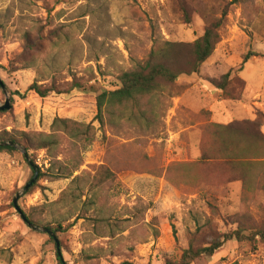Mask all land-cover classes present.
I'll return each instance as SVG.
<instances>
[{
	"label": "rangeland",
	"instance_id": "374dc122",
	"mask_svg": "<svg viewBox=\"0 0 264 264\" xmlns=\"http://www.w3.org/2000/svg\"><path fill=\"white\" fill-rule=\"evenodd\" d=\"M219 21L199 74L159 81L152 94L110 106L100 123L96 93L119 88L122 73L148 62L177 56L174 66L188 69L191 49L167 59L166 43L190 47ZM248 53L259 56L241 66ZM227 73L228 98L213 85ZM74 78L81 88L68 95L27 93L34 83L67 91ZM0 82V107L10 99L0 140L55 142L30 151L44 177L18 206L37 227H64L57 239L66 264L178 262L240 227L264 228L263 160L225 156L222 141L239 147L251 138L217 128L252 120L264 134V0H0ZM56 120L80 136L53 127ZM77 147L83 164L75 171ZM100 166L114 180L103 188ZM32 176L20 151H0V264H58L50 236L12 207ZM138 201L150 209L130 236L124 229ZM194 264H264V243L230 242Z\"/></svg>",
	"mask_w": 264,
	"mask_h": 264
},
{
	"label": "trees",
	"instance_id": "16d2710c",
	"mask_svg": "<svg viewBox=\"0 0 264 264\" xmlns=\"http://www.w3.org/2000/svg\"><path fill=\"white\" fill-rule=\"evenodd\" d=\"M227 14L224 13L222 18H226ZM222 26L221 21L212 24L209 26L204 35L199 38L192 46H185L182 44H171L166 43L165 49H163V55L167 57V59L171 56L180 55L184 49H191L193 55V63L188 65V69H184L182 67H175L174 62L177 60V56L169 58L167 63L160 61L148 62L146 65H139V67L134 71H127L120 75L119 83L120 86L117 89L111 91H104L102 93H96V102L98 109V120L100 123H103L102 113L108 109L110 106L116 105H124L136 101L138 98L147 96L152 94L157 90L159 86V81H164L166 83L175 84L179 78L183 75H193L199 74L202 66L211 58L213 55L216 46L219 40L218 31ZM259 55L256 53H248L242 61V65L247 64L252 58L258 57ZM173 62V63H172ZM231 73H227L222 78V81L217 84H213L215 88L220 91L226 98L229 97L227 89L231 84ZM81 87L78 85L76 79L74 78L71 84L70 89L67 91H63L56 86L43 87L42 85H38L34 83L29 87L27 93L33 92L41 99H48L52 96H64L70 94L72 91L78 90ZM19 97H24L20 92L14 93ZM71 122L67 120H56L53 127H62L65 132H75L77 136H80V129L78 127H70ZM263 125L257 123L256 121L246 120L239 124L220 126L217 128L220 130H231L238 129V135L245 138H251L247 140L243 146L235 147L231 144H228L226 141H222V153L229 158H238L242 160H257L261 159L264 163V134L261 131ZM33 136V137H32ZM26 136L24 141L26 145L23 148L26 149L27 153L30 154L31 150H44L48 149L50 146L54 145V141H48L40 135H32ZM15 143L17 142L13 138H2L0 140V144L2 143ZM16 149L10 146L0 147V151H8L14 152ZM73 156L71 158V162L74 164L75 171L80 168L83 164V160L81 158V148H73L72 149ZM30 156V155H29ZM260 165H264V164ZM99 180L97 183L98 188H103L108 185H111L113 180V175L109 172L108 169H105L103 166L99 168ZM34 177V172L33 176ZM44 177V174L39 170V177L41 179ZM78 178V177H77ZM76 178V179H77ZM75 179V180H76ZM35 185V184H34ZM34 185L28 190L25 195H28ZM64 197V194H63ZM14 207V205H12ZM102 209L107 208V203L101 205ZM109 208V207H108ZM150 209V204L143 203L142 201H138L133 207L131 211V218L128 219V222H131V225L127 226L124 230H130V236L134 235L136 230L140 227L139 222L147 211ZM23 214L26 216L27 220L36 225V223L31 219L30 216H27L24 212ZM119 221L118 218H115ZM112 227V226H111ZM114 227V226H113ZM50 230L55 236L57 234L63 233L65 231L64 227L61 224H58L55 229L52 230L51 227H45ZM113 230V228H111ZM106 237V236H104ZM143 238V237H142ZM51 241L55 243V241L50 237ZM264 243V228L262 229H245L238 228L222 236L218 237L214 240L210 245L203 248H188L185 250L181 256V259L178 262H172L170 260H166L164 264H194L195 262L202 259H211L217 253H219L228 243L230 242H246L250 245H253L255 242ZM56 247V244H55ZM56 258L58 264H62L56 248ZM122 264H133L130 262H123Z\"/></svg>",
	"mask_w": 264,
	"mask_h": 264
},
{
	"label": "water",
	"instance_id": "95a60500",
	"mask_svg": "<svg viewBox=\"0 0 264 264\" xmlns=\"http://www.w3.org/2000/svg\"><path fill=\"white\" fill-rule=\"evenodd\" d=\"M0 85L2 87V90L3 92L7 95V90L5 88V86L3 85V83L0 82ZM10 109V99L8 98L7 101H6V104L3 106V107H0V110L1 111H6V110H9ZM5 146H10V147H13L14 149H17L18 151H20L25 159V161L29 164V166L31 167L32 171L34 172V177L25 185L24 189L22 190V192L18 193L16 195V197L14 198L13 200V205H14V208L16 209V211L18 212V214L21 216L22 220L34 231H37V232H43V233H46L48 234L54 241H55V244H56V248H57V253H58V256H59V259L61 261L62 264H66L64 259H63V256H62V253H61V248H60V242L59 240L57 239V237L55 236V234H53L50 230H48L47 228H40V227H37L36 225L30 223L26 216L23 214L22 210L20 209V207L18 206V202L21 198L22 195L26 194L28 192V190L36 183V181L38 180V177H39V171H38V168L37 166H35L33 164V162L31 161L30 159V156L29 154L27 153L26 149L23 148L22 146L18 145V144H15V143H2L0 144V147H5Z\"/></svg>",
	"mask_w": 264,
	"mask_h": 264
}]
</instances>
